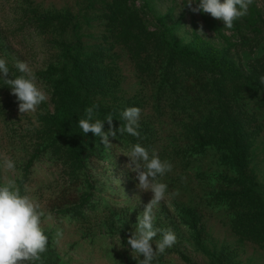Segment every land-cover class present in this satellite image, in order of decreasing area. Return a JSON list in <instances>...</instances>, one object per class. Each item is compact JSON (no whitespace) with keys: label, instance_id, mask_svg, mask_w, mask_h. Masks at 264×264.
<instances>
[{"label":"rangeland","instance_id":"1","mask_svg":"<svg viewBox=\"0 0 264 264\" xmlns=\"http://www.w3.org/2000/svg\"><path fill=\"white\" fill-rule=\"evenodd\" d=\"M197 40L241 78L174 62L162 88L168 45ZM67 50L122 78L85 107L82 158L40 76ZM263 85L264 0H0V264H219L201 244L264 264ZM235 120L250 184L220 147ZM64 192L87 202L60 207Z\"/></svg>","mask_w":264,"mask_h":264},{"label":"trees","instance_id":"2","mask_svg":"<svg viewBox=\"0 0 264 264\" xmlns=\"http://www.w3.org/2000/svg\"><path fill=\"white\" fill-rule=\"evenodd\" d=\"M126 23L130 24L131 22L126 19ZM168 47L170 52L168 64L161 81L162 88L170 82V76L174 71L173 65L180 62H188L191 66L199 69L207 67L209 70L212 69L211 71L223 70L230 78H241L232 68V64L226 61V51L219 52L200 40L188 44H169ZM65 57L66 66H68V70H64L67 72L66 76L59 77L64 71L52 67L40 74L51 85L53 95L57 99V109L53 121L59 130L60 137L64 138L68 144L72 155L77 158H82L88 152L95 155L97 152H94L96 151L94 145H96L97 138L91 130L89 132L85 128L86 126L82 125L85 107L96 91L109 92L117 90L122 83V78L117 73V68L104 65V54L102 52L75 56L72 55L70 50H67ZM227 80L234 81V79ZM261 89L264 95V85ZM106 115L110 119H118L111 116V114ZM224 128V141L220 147L230 152L233 165L238 169L240 176L250 184L251 181L245 175L250 155V137L237 120L231 122L229 126H224ZM59 202L60 207L67 204L76 205L77 203H86L87 198L81 200L80 197L74 194L64 192L61 194ZM46 236L45 233L39 234L38 238L44 239L47 238ZM44 243L46 241L42 242V244ZM201 248L213 260H217L219 264H233L238 254L237 250H232L229 247L224 248L217 255L209 252L202 244ZM46 249L45 253L50 257L51 252L47 245Z\"/></svg>","mask_w":264,"mask_h":264}]
</instances>
